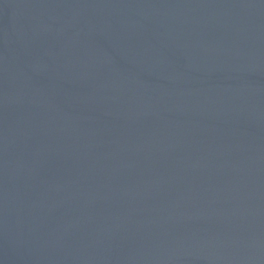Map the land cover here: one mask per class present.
<instances>
[{
	"label": "water",
	"instance_id": "1",
	"mask_svg": "<svg viewBox=\"0 0 264 264\" xmlns=\"http://www.w3.org/2000/svg\"><path fill=\"white\" fill-rule=\"evenodd\" d=\"M0 264H264V0H0Z\"/></svg>",
	"mask_w": 264,
	"mask_h": 264
}]
</instances>
